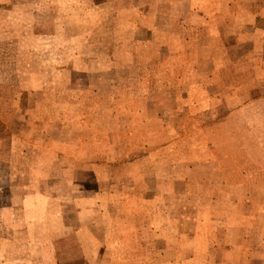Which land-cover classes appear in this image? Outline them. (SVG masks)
<instances>
[{"label": "rangeland", "instance_id": "rangeland-1", "mask_svg": "<svg viewBox=\"0 0 264 264\" xmlns=\"http://www.w3.org/2000/svg\"><path fill=\"white\" fill-rule=\"evenodd\" d=\"M247 7L202 6V0H0V146L11 137L21 140L19 132L8 133L17 123L31 134L30 174H41L34 188L39 204L46 203L36 210L51 214L47 227L55 225L62 197L68 200L65 210L82 213L78 225L84 227L89 210L127 205L103 204L104 192L166 196L168 189L157 187V180L174 179L175 195L191 200L186 207H167L190 214L180 227L198 240L202 197L215 189L202 180H221L226 196L234 184L240 209L250 210L249 196L255 201V217L238 237L246 254L237 264H264V82L256 75L250 83L245 58L229 67L225 52L235 43L230 25L245 20ZM236 33L246 36L245 27ZM212 45L225 57L215 95L202 91L212 77L202 75V53ZM246 45L237 49L243 52ZM254 61L261 66L264 60ZM209 94L222 102L217 115L208 108L202 114V104L195 105ZM23 101L32 107L24 108ZM7 114L20 120L8 124ZM38 165L45 167L38 171ZM103 178L115 185L101 186ZM62 181L74 184L60 186ZM141 205L148 212L164 202L144 198ZM14 218L19 233L22 211ZM231 231L210 228L209 239L217 233L226 241ZM16 257L31 260L28 251Z\"/></svg>", "mask_w": 264, "mask_h": 264}, {"label": "crops", "instance_id": "crops-1", "mask_svg": "<svg viewBox=\"0 0 264 264\" xmlns=\"http://www.w3.org/2000/svg\"><path fill=\"white\" fill-rule=\"evenodd\" d=\"M202 6H248L249 12L245 20L240 24L230 25L235 43L233 47L225 50L228 56L226 63L229 67L232 64L238 65L239 58H245L247 71L244 74L249 76L250 83L254 82L256 75H261L264 82V61L261 66L254 61L264 60V0H202ZM239 27H245L246 36L236 33ZM244 43L247 44L246 50L242 52L237 48ZM210 49L202 53V75L212 77L210 82L202 85V91L215 95L220 89V81L217 82L216 76L222 73V62L225 57L222 48H218L221 52H218L214 45ZM210 94L202 95V103L198 101L195 105L202 104V108L205 109L202 114L208 108L217 115V107L222 102L216 97L211 98ZM141 104L146 106V101L142 100ZM22 105L27 106L24 107L27 109L32 107L27 101H23ZM208 112L205 114L207 115ZM17 116L19 115L7 114L5 119L8 124L17 123L16 121L20 120ZM45 122L48 123L49 119L46 118ZM15 132L23 136L21 140L11 137V143L7 142L3 148L0 146V178L4 175L7 178L6 182H0V189L3 187L8 189L0 196V264H237L240 260L239 255L246 254V247L238 237L248 227L245 222L255 217L252 205L255 201L249 196L247 199L251 201L250 210L240 209L237 205L238 196L232 189L234 184H231L232 188H229L231 193L226 196L227 190L222 188L221 180H202V186H211L215 189L205 201L202 197V212L199 211L202 217V233H199L198 240L195 233L192 237L189 228L180 227L181 219L189 220L190 214L186 215L183 212L181 216L176 215L173 207L171 210L167 207V202L171 204L182 202L183 207H186L188 200H191L189 195L180 197L175 195L173 190L179 182L174 179L157 180V187L168 189L166 196L144 197L143 194L126 196L121 193H112L108 196L104 192L103 204L109 200L114 204L126 202L127 205L119 206L121 209L118 210L104 209L94 213L89 210L84 227L78 225L82 213L78 209L65 210L64 205L68 200L62 197L60 209L53 213L55 225L47 227L46 223L52 218L51 214H40L36 210V207L40 209L41 205L43 210L46 209V203L44 201L39 204V194L34 188L38 185L37 178L41 174L35 173L36 171L30 174L34 169L33 164L30 165V156L32 151L35 152L29 141L31 134L24 131V124L18 123L16 129L12 128V132L8 133L11 136L13 133L19 135ZM42 152H38L39 155ZM70 152L71 156L75 155V151ZM71 160L74 161L72 158ZM40 162L45 163L44 156H40ZM149 166L150 169L156 170L152 164ZM43 167L45 165H38L37 170L41 171ZM161 172H164L163 169ZM99 183L103 187L108 184L115 185V182H108L107 178H103ZM119 183L125 185L127 182L119 181ZM58 184L71 186L74 183L62 181ZM237 185L239 186L238 183ZM16 191L22 193L21 199L16 196ZM144 198L150 203L162 200L164 206L159 210L152 209L146 212L147 210H143L141 205ZM1 199H6V205L1 204L3 202ZM72 200L71 197V202ZM17 210L22 211L24 219V227L19 226V233L14 218ZM36 222L38 225H43L36 226ZM217 227L232 229L230 239L223 241V238L215 233L213 237L215 240L210 241V228ZM18 234L24 235L23 240L18 238ZM32 236H39L38 241L36 242ZM25 251H28L31 260L23 261L20 257H16L17 252ZM35 258L39 260L34 261Z\"/></svg>", "mask_w": 264, "mask_h": 264}]
</instances>
